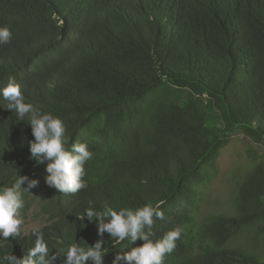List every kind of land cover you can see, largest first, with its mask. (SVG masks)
<instances>
[{"label":"trees","instance_id":"trees-1","mask_svg":"<svg viewBox=\"0 0 264 264\" xmlns=\"http://www.w3.org/2000/svg\"><path fill=\"white\" fill-rule=\"evenodd\" d=\"M0 26L12 31L0 44V88L14 77L26 103L65 122L68 150L82 142L92 153L85 188L49 186L28 116L0 96V186L27 177L19 215L47 219L45 264L97 242L101 264H113L145 241L117 243L85 210L159 201L164 219L145 227L149 238L181 229L164 264H264V151L229 210L200 219V191L233 137L264 149V0H0ZM35 240H1L0 255L23 258Z\"/></svg>","mask_w":264,"mask_h":264},{"label":"clouds","instance_id":"clouds-1","mask_svg":"<svg viewBox=\"0 0 264 264\" xmlns=\"http://www.w3.org/2000/svg\"><path fill=\"white\" fill-rule=\"evenodd\" d=\"M11 37L10 28L0 26V44L10 43ZM0 96L7 101L5 107L14 111L18 119L24 120L28 116L34 136V140L30 143V152L38 163L48 162L46 170L49 173L47 176L49 186L70 193L85 188L84 166L92 156L88 144L78 142L68 150L65 122L51 113L41 114L33 104L26 103L21 85L14 77H9L6 85L0 88ZM25 180L27 177L16 176L11 186H0V242L8 240L9 237L29 234L27 231L22 232L24 220L19 215L24 207L20 186ZM36 183L35 180L31 181L28 188L34 187ZM24 192H28V189ZM163 203L164 201H159L156 204L149 203L137 208L122 207L119 210L105 204L103 212L94 211L92 208L85 210L89 220L100 217L99 232L103 234L107 231L117 243L129 237L132 241L138 238L145 241L142 246L117 255L113 264H119L121 260L129 264L133 261L135 264H164L165 256L172 253L176 247L181 229L176 227L155 240L149 238L150 234L154 235V233L144 231L146 226L150 228L153 225L154 217L164 219V212L160 210ZM104 217L110 218L108 222H104ZM30 233L36 236V240L27 255L17 258L12 253H5L0 255V264H5L9 259L11 264H45L49 245L44 239L43 232L34 227ZM61 251L66 253L65 264H87L90 260L101 264L104 250L101 243L97 242L94 247L77 246L72 243Z\"/></svg>","mask_w":264,"mask_h":264},{"label":"rangeland","instance_id":"rangeland-1","mask_svg":"<svg viewBox=\"0 0 264 264\" xmlns=\"http://www.w3.org/2000/svg\"><path fill=\"white\" fill-rule=\"evenodd\" d=\"M263 151L261 145L243 134H236L233 137L231 144L223 152L214 177L200 191V219L229 210L238 180L252 166L251 156L255 157ZM21 217L24 220L22 232L30 233L34 227L41 229L47 224V219L38 209L30 212L26 218Z\"/></svg>","mask_w":264,"mask_h":264}]
</instances>
